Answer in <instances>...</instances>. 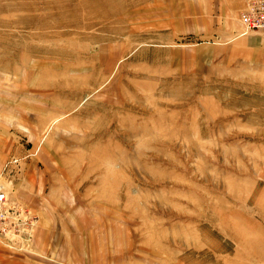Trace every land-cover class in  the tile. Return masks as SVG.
<instances>
[{"label": "rangeland", "instance_id": "1", "mask_svg": "<svg viewBox=\"0 0 264 264\" xmlns=\"http://www.w3.org/2000/svg\"><path fill=\"white\" fill-rule=\"evenodd\" d=\"M246 1L0 0V264H264Z\"/></svg>", "mask_w": 264, "mask_h": 264}, {"label": "built area", "instance_id": "2", "mask_svg": "<svg viewBox=\"0 0 264 264\" xmlns=\"http://www.w3.org/2000/svg\"><path fill=\"white\" fill-rule=\"evenodd\" d=\"M242 28L246 30H264V3H250L241 15ZM31 219V220H30ZM32 217L27 209L21 206L0 187V238L12 240L26 235V227H31Z\"/></svg>", "mask_w": 264, "mask_h": 264}, {"label": "crops", "instance_id": "3", "mask_svg": "<svg viewBox=\"0 0 264 264\" xmlns=\"http://www.w3.org/2000/svg\"><path fill=\"white\" fill-rule=\"evenodd\" d=\"M244 1V4H243V6L245 5V3L247 2L246 0H243ZM251 36V35H250ZM247 37V38H244L243 39V41L242 42H240L239 44H241V45H243L244 47L245 46H248V47H252V46H255V47H258V45L256 44L257 43V40H258V38L257 37ZM257 45V46H256ZM226 54H227V57L228 58H230L231 56V54H233V53H231L230 51H228V53L227 52H225ZM245 53L243 52V55H244ZM228 62V59H227V61H226V63Z\"/></svg>", "mask_w": 264, "mask_h": 264}, {"label": "bare ground", "instance_id": "4", "mask_svg": "<svg viewBox=\"0 0 264 264\" xmlns=\"http://www.w3.org/2000/svg\"><path fill=\"white\" fill-rule=\"evenodd\" d=\"M259 2H263V1H259ZM264 3V2H263ZM250 31H253L252 29H250ZM6 192V191H5ZM7 193V192H6ZM8 194V193H7ZM19 203V202H18ZM19 204H21V206L22 207H24V205L22 204V203H19ZM13 234L12 233H10V235H8L9 236V238H12V239H15V237L16 236H12ZM20 238V237H19ZM8 239L7 238H0V241L1 242H4V243H6L5 241H7ZM10 242V241H9ZM7 244V243H6ZM9 246V245H8Z\"/></svg>", "mask_w": 264, "mask_h": 264}]
</instances>
